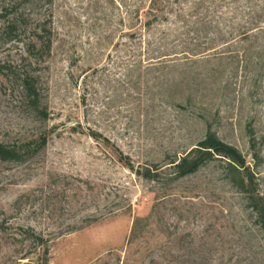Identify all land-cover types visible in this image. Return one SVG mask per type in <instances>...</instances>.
Segmentation results:
<instances>
[{
	"label": "rangeland",
	"instance_id": "374dc122",
	"mask_svg": "<svg viewBox=\"0 0 264 264\" xmlns=\"http://www.w3.org/2000/svg\"><path fill=\"white\" fill-rule=\"evenodd\" d=\"M142 1L0 0V140L48 137L25 161L0 160V264H264V230L228 162L177 179L166 165L211 123L264 196V77L258 94L251 74L203 51L217 46L208 5L254 27L264 0H169L150 28L130 15ZM46 29L50 53H30ZM27 73L46 119L25 98ZM155 164L156 179L136 172ZM20 227L48 239L47 258Z\"/></svg>",
	"mask_w": 264,
	"mask_h": 264
},
{
	"label": "trees",
	"instance_id": "16d2710c",
	"mask_svg": "<svg viewBox=\"0 0 264 264\" xmlns=\"http://www.w3.org/2000/svg\"><path fill=\"white\" fill-rule=\"evenodd\" d=\"M142 2V6L139 5L137 8L132 7L130 15L134 20L140 22L144 28H150L154 23H160L169 19L171 15V12L168 11L169 0H144ZM221 6V3H217L214 7L219 8ZM213 9V6L208 5L207 12H209V15L206 16V19L211 22L210 25L214 24L215 26L213 27H216L218 30V33L211 42V45L217 44V46L209 47L205 45L203 51L215 49L217 52L213 57L229 59L230 63L235 64L237 66L236 69H242L246 76L251 74L252 85L259 94L261 81L264 77V26L250 27L248 24L242 25V15H240V18L238 16V20L234 19L225 22L226 15L217 9ZM16 23V21L11 22L6 27L9 34L15 32ZM134 27L135 25L131 28ZM46 31L48 35H39L40 39H42L41 41L32 43L33 50L29 49L30 53L34 50H46V52L50 53L52 48V31L50 29H46ZM134 34L131 33L130 36H134ZM235 42L243 43L244 45L235 46ZM38 43L39 47L37 46ZM242 48L243 50L241 51ZM167 55L164 54L163 56ZM191 60L198 61L193 56L186 57L184 61ZM214 72L216 73L217 71L214 69ZM22 81L25 98L30 107L40 114L42 118L46 119L48 117V109L46 106H43L35 77L27 73L24 75ZM257 93L255 92L254 94L256 95ZM256 134L252 125H249V142L254 159L259 157ZM47 143L48 137L45 135H41L36 140L20 141L19 143L12 144L0 140V160L25 161L42 150ZM127 158V165L131 169H135L132 161L129 157ZM214 159H224L228 162L229 174L237 175L235 178L236 185L248 200V206L254 211L257 224L264 230V196L258 190L255 173L252 171L242 152L236 146L220 138L211 123L207 127L204 138L182 155L172 157L166 165H168L167 168L171 169L173 178L177 179L198 172L200 168ZM154 167H145L143 170L138 168L136 172L145 178L156 179L162 174L163 165L155 164ZM20 229L24 240H31L36 246H45L44 253L47 258L49 254L48 239L42 234L36 233L32 227H20Z\"/></svg>",
	"mask_w": 264,
	"mask_h": 264
}]
</instances>
